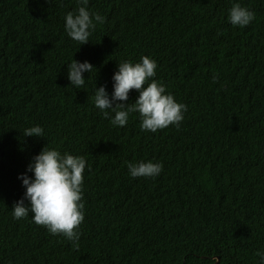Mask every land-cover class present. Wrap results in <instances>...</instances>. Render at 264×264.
<instances>
[{
  "label": "trees",
  "instance_id": "16d2710c",
  "mask_svg": "<svg viewBox=\"0 0 264 264\" xmlns=\"http://www.w3.org/2000/svg\"><path fill=\"white\" fill-rule=\"evenodd\" d=\"M235 3L255 13L248 26L229 22ZM79 6L0 0V264H259L264 0H89L106 20L83 45L65 31ZM145 55L187 105L179 128L144 131L135 112L114 126L94 104L96 87L111 97L117 64ZM73 59L97 68L82 89L67 76ZM36 125L44 137L24 136ZM45 145L86 160L78 249L31 214L13 217ZM148 160L158 176H130L128 162Z\"/></svg>",
  "mask_w": 264,
  "mask_h": 264
},
{
  "label": "clouds",
  "instance_id": "9594fccd",
  "mask_svg": "<svg viewBox=\"0 0 264 264\" xmlns=\"http://www.w3.org/2000/svg\"><path fill=\"white\" fill-rule=\"evenodd\" d=\"M89 0H78L80 5L73 12L69 11L65 17V31L67 35L79 45L90 41L89 37L96 28V22L104 23L106 18L88 10ZM229 22L233 26L246 27L254 19L255 13L239 3L229 9ZM95 21V22H94ZM118 65L113 75V92L111 97L106 87H96L94 104L109 118V110L115 113L111 118L114 126H126L130 113H139L141 129L156 132L170 125L180 127L187 111V105L175 100L166 86L155 79L157 62L145 55L139 62L125 60ZM97 69L90 62H80L75 59L68 64V79L70 85L78 89L85 86L84 72L91 73ZM217 77L214 75L213 80ZM137 91L138 97L129 104V93ZM24 136L44 137L43 128L39 125L24 130ZM127 167L131 177H156L163 165L159 162L139 161L128 162ZM86 160L83 156L69 153L61 154L46 145L39 154L33 157L27 170L33 173L29 177L21 174L23 186L26 188L24 196L12 206L13 217L23 219L31 214L33 222L44 226L53 235H63L72 242L75 249L79 247L80 225L84 221L83 203V173ZM25 200L29 204H25ZM259 264H264V252L257 251Z\"/></svg>",
  "mask_w": 264,
  "mask_h": 264
},
{
  "label": "water",
  "instance_id": "95a60500",
  "mask_svg": "<svg viewBox=\"0 0 264 264\" xmlns=\"http://www.w3.org/2000/svg\"><path fill=\"white\" fill-rule=\"evenodd\" d=\"M219 259V258H218Z\"/></svg>",
  "mask_w": 264,
  "mask_h": 264
}]
</instances>
